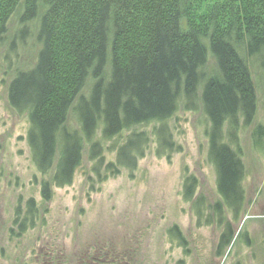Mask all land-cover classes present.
I'll return each instance as SVG.
<instances>
[{
    "label": "trees",
    "instance_id": "1",
    "mask_svg": "<svg viewBox=\"0 0 264 264\" xmlns=\"http://www.w3.org/2000/svg\"><path fill=\"white\" fill-rule=\"evenodd\" d=\"M18 10L22 29L10 40L9 51L17 41L25 42L28 25L37 18L40 49L34 65L16 73L7 97L16 114L28 117L27 143L40 174L52 168L58 149L51 180L41 183L43 201L50 199V185L72 183L87 144L93 169L103 167L111 174L119 167L135 169L148 136L132 132L122 143H112L116 158L106 162L95 141L99 128L100 140L111 141L125 130L154 123L156 154L169 158L175 149L167 122L182 103L188 111L200 108L208 120L207 158L217 192L234 220L239 217L244 168L232 145L237 144L239 118L245 126L254 118L255 90L246 58L264 51V0H0V46ZM208 53L215 70L207 75ZM88 79L89 94L77 98ZM75 99L79 133L65 130ZM253 133L255 144L261 143L264 129L256 126ZM196 188V179L186 176V202L193 201ZM19 211L14 214L13 224H19L15 238L37 219L33 199L27 201L24 216ZM214 211L217 224L224 225L220 250L232 232L220 203ZM168 234L183 239L175 226Z\"/></svg>",
    "mask_w": 264,
    "mask_h": 264
},
{
    "label": "rangeland",
    "instance_id": "2",
    "mask_svg": "<svg viewBox=\"0 0 264 264\" xmlns=\"http://www.w3.org/2000/svg\"><path fill=\"white\" fill-rule=\"evenodd\" d=\"M20 12L9 19L6 40L0 46V264H264V138L259 144L253 140L255 127L264 129V51L246 58L255 111L249 126L239 118L237 144L232 145L240 151L244 168V203L236 220L222 203L207 158L208 120L200 108L188 111L182 103L167 122L175 149L169 158L156 154L154 123L125 130L111 141L100 140L99 128L95 141L100 142L106 162L116 158L112 143H122L132 132L148 136L135 169L119 167L113 174L103 167L93 169L87 144L72 183L64 188L50 185V199L43 201L41 183L51 180L58 149L52 168L40 174L27 143L28 117L16 114L7 97L16 73L30 69L40 49L35 40L37 18L28 25L24 45L17 41L9 51L10 40L22 29ZM214 70L215 62L208 53L205 74ZM91 84L88 79L77 98L86 97ZM76 101L69 109L65 130L79 133ZM226 136L224 142L228 143ZM186 176L197 181L192 202L182 195ZM30 199L37 209L34 227L15 238L17 231L11 225L15 210L24 216ZM217 203L232 232L230 242L220 250L224 225L217 224ZM174 226L182 241L169 236L168 230ZM10 229H14L12 236Z\"/></svg>",
    "mask_w": 264,
    "mask_h": 264
},
{
    "label": "flooded vegetation",
    "instance_id": "3",
    "mask_svg": "<svg viewBox=\"0 0 264 264\" xmlns=\"http://www.w3.org/2000/svg\"><path fill=\"white\" fill-rule=\"evenodd\" d=\"M13 223H14V216H13V219H12L11 225L15 227V231H16V229H17V227H18L19 224L17 223L16 225H14ZM30 229H32V228H27L25 232H27V231L30 230ZM8 231H9V234H12V233H10V231L14 232V229H10V230H8Z\"/></svg>",
    "mask_w": 264,
    "mask_h": 264
}]
</instances>
